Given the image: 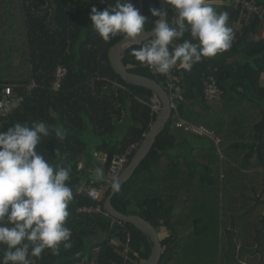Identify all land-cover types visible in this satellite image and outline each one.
Masks as SVG:
<instances>
[{"label":"trees","instance_id":"trees-1","mask_svg":"<svg viewBox=\"0 0 264 264\" xmlns=\"http://www.w3.org/2000/svg\"><path fill=\"white\" fill-rule=\"evenodd\" d=\"M249 1L262 6V14H242V7L236 4L220 8L211 5L216 12L228 13L232 46L228 52L202 59L191 71H180L179 115L215 129L223 136L222 143L218 146L177 128L174 112L148 156L112 198L119 211L140 215L158 232H164L159 264H264V232L248 233L251 229L244 214L233 219L227 216L226 198L234 193L231 183H237L238 195H244L247 187L245 181H229L228 155L223 150L229 130L220 123V116L225 112L226 117L229 110L227 94L232 90L244 101L249 100L253 109L264 110V87L259 84L264 72V38H256L264 16V0ZM131 2L140 10L139 0ZM99 3L0 0V89L4 84H14L15 91L24 95L23 103L6 119L2 131L16 123L31 126L44 122L49 135L41 138L37 151L54 168L71 170L67 183L73 199L65 226L71 230L72 247L64 249L61 245L59 255L45 249L39 258L30 257L32 264H84L92 260L97 264H143L152 253L153 241L145 232L132 223L105 216L112 184L105 183L106 194L100 201L88 193L90 187H103L104 182L93 180L87 160L92 163L96 155L103 154L108 171L112 157L126 152L134 143L140 144L157 117L150 107L155 93L123 80L111 64L110 50L125 36L105 42L91 27L92 7L103 11L115 6V0ZM167 5L171 24L176 13ZM150 8L161 10L159 0H144L147 30H152L158 19L151 15ZM184 39L191 37L186 33ZM147 42L127 48L122 61L131 71L165 86L164 76L152 73L132 55L133 49ZM60 65L67 68V73L61 87L55 89ZM206 75L216 77L224 91L221 99L206 98ZM32 82L35 86L30 87ZM126 116L130 125L120 133L119 124ZM57 130L67 133L63 141L56 137ZM254 132L264 136L260 127ZM236 171L244 176L243 171ZM117 241L128 242V252ZM4 248L0 246V259Z\"/></svg>","mask_w":264,"mask_h":264},{"label":"clouds","instance_id":"clouds-1","mask_svg":"<svg viewBox=\"0 0 264 264\" xmlns=\"http://www.w3.org/2000/svg\"><path fill=\"white\" fill-rule=\"evenodd\" d=\"M175 10L170 24L157 8L149 11L155 21L151 38L132 55L159 74H169L177 65L191 71L204 58L228 51L234 39L228 13H217L207 0H163ZM91 27L107 42L117 35L137 39L144 35L147 17L131 0H115L103 11L91 8ZM188 33L191 39H184ZM183 40L176 46L175 41ZM49 135L44 122L31 126L16 123L0 132V246H5L0 264H32L45 249L59 255L70 249L71 230L66 227L68 205L73 199L68 185L70 168L55 167L37 151L42 137ZM63 141L67 133L57 130ZM95 178L104 177L95 169ZM119 191L117 183L112 184ZM29 249L31 251L29 252Z\"/></svg>","mask_w":264,"mask_h":264},{"label":"crops","instance_id":"crops-1","mask_svg":"<svg viewBox=\"0 0 264 264\" xmlns=\"http://www.w3.org/2000/svg\"><path fill=\"white\" fill-rule=\"evenodd\" d=\"M207 3L216 5L219 8L235 4L234 0H207ZM222 12L226 11L220 10L217 13ZM241 12L242 14L244 13L242 8ZM258 33L259 34L256 36L257 39L264 38V25L262 22ZM236 57L239 58L240 55ZM259 84L261 87H264V72H262L260 76ZM231 92V94H227L230 107L229 110H227L226 117L224 116L225 112L220 116V123L222 122L224 125L223 128L229 130L228 139L225 141L223 150L228 155L227 172L229 181H245V187L247 188H245L244 195H238L239 193H235L238 191L237 183H231L230 190L234 191V193H230L226 198L228 207L227 216L233 219L236 216L244 214L248 219L247 227L251 229L250 231L246 228L248 233L251 234L253 232V235H255L256 232H264V136H259L254 132L255 129L260 127L264 133V110L261 111L260 108L253 109L249 100L244 101V97L234 90ZM229 104L227 106H229ZM128 118L129 117L126 116L119 124L120 133L125 132L127 127H129L130 122ZM212 130L222 139L220 142L221 144L223 136L218 134L215 129ZM209 141L214 142L211 139H209ZM105 160L106 156L103 154L96 155L92 163H90V158L87 160L90 164L89 170L93 173V180H96L94 174L95 169H103L104 177L101 180L104 182L102 185L103 188H105V183H107L109 179V173L105 168ZM235 169L243 171L244 176L240 175ZM237 178H239V180ZM258 202H260L259 205ZM231 222L232 220H230V223ZM182 232L186 231L182 230ZM159 233L162 238L164 232L159 230ZM256 248L255 246L253 249Z\"/></svg>","mask_w":264,"mask_h":264},{"label":"built area","instance_id":"built-area-1","mask_svg":"<svg viewBox=\"0 0 264 264\" xmlns=\"http://www.w3.org/2000/svg\"><path fill=\"white\" fill-rule=\"evenodd\" d=\"M236 5H240L242 7V11H254L256 13L262 14L263 12V7L253 3L249 0H234ZM261 19L264 25V16L261 15ZM176 41L172 45L173 47L176 46ZM145 67H147L152 73L158 74L155 72L154 69L150 68L147 65L141 64ZM134 67V65H132ZM181 69L177 65L172 69V71L169 74H160L164 76L166 79V85L164 86L165 89L167 90L170 101H171V108L173 113H177L175 115L176 123L175 126L177 128L184 129L185 131L191 133L194 136L197 137H205L207 139H211L214 141L217 145L220 144L221 138L213 131L211 128L204 124H195L192 123L184 118H182L179 113H178V101L182 99V74H181ZM67 73V68L60 65L57 68V81L55 83V89H59L61 87L62 79L65 77ZM204 85H205V96L209 100H219L222 98L224 91L223 89L219 86V83L214 75H206L204 77ZM35 86V83L32 82L30 87ZM24 101V95L18 94L15 91V85L14 84H4L2 85V88L0 89V132H2V129L5 125L6 119L17 109ZM150 107L152 109V112L155 114H158L162 108H163V103L161 99L155 94L151 100H150ZM172 113V115H173ZM139 147V143H134L130 146V148L120 154H115L110 162V166L108 169L109 173V179H108V184L111 185L115 179H117L123 171L126 169L128 164L130 163V156L132 155L133 151L137 150ZM89 195L97 201H100L104 195L106 194V188L103 187H96L92 186L88 190ZM91 211V209H88ZM97 211L101 210L100 208H96ZM105 216L108 218H113L110 213L107 211L104 212ZM115 219V218H114ZM113 219V222L115 221ZM130 238V237H129ZM128 238V240H129ZM117 245H125L126 249L125 251L127 252L129 249L128 242L123 243L121 241L116 242ZM84 264H97L95 260L90 261L89 263H84Z\"/></svg>","mask_w":264,"mask_h":264},{"label":"water","instance_id":"water-1","mask_svg":"<svg viewBox=\"0 0 264 264\" xmlns=\"http://www.w3.org/2000/svg\"><path fill=\"white\" fill-rule=\"evenodd\" d=\"M159 2L161 5V11L165 13V18L168 20V5L164 3L163 0H159ZM143 3L144 0H139L140 13L142 15H144ZM151 32L152 30H147L145 28L144 35L138 37L137 39L124 37L111 48L109 53V58L113 68L122 77L123 80L127 81L130 84L140 85L151 89L163 103L162 110L157 114L155 121L151 124L149 131L145 134L143 141L130 160V163L123 171V173L114 180L113 183H117L119 185V188L133 175L141 162L148 156L156 143L157 137L166 128V125L171 119L173 113L170 97L165 87L159 81L152 77L131 71L130 68L126 66L122 61L123 52L133 45L141 44L142 42L149 40L151 38ZM116 192L117 191H114L111 187V192L105 201V210L110 213L113 218L125 223H132L138 229L150 236L153 241L152 253L143 264H159L164 252L160 233L151 222L141 217L140 215L125 214L116 209L112 202V198L116 194Z\"/></svg>","mask_w":264,"mask_h":264},{"label":"rangeland","instance_id":"rangeland-1","mask_svg":"<svg viewBox=\"0 0 264 264\" xmlns=\"http://www.w3.org/2000/svg\"><path fill=\"white\" fill-rule=\"evenodd\" d=\"M112 0H99V4L111 3Z\"/></svg>","mask_w":264,"mask_h":264},{"label":"bare ground","instance_id":"bare-ground-1","mask_svg":"<svg viewBox=\"0 0 264 264\" xmlns=\"http://www.w3.org/2000/svg\"><path fill=\"white\" fill-rule=\"evenodd\" d=\"M126 52V51H125Z\"/></svg>","mask_w":264,"mask_h":264}]
</instances>
